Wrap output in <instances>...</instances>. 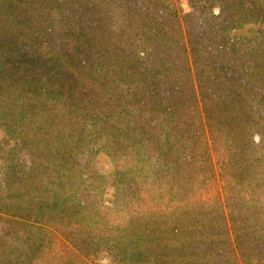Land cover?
<instances>
[{
    "label": "trees",
    "instance_id": "1",
    "mask_svg": "<svg viewBox=\"0 0 264 264\" xmlns=\"http://www.w3.org/2000/svg\"><path fill=\"white\" fill-rule=\"evenodd\" d=\"M188 1L0 0V264H264V0Z\"/></svg>",
    "mask_w": 264,
    "mask_h": 264
},
{
    "label": "rangeland",
    "instance_id": "2",
    "mask_svg": "<svg viewBox=\"0 0 264 264\" xmlns=\"http://www.w3.org/2000/svg\"><path fill=\"white\" fill-rule=\"evenodd\" d=\"M177 8L183 13L188 14L192 12L193 8L188 0H175ZM211 7V6H209ZM211 9H214L216 13H218L217 5L213 6ZM252 31L250 29H246L243 31H237L233 32L232 39L237 41L242 35L250 36L251 34L248 32ZM95 162L97 165L95 166V169L102 175H107L109 172H111V165L107 160H104L102 156H97ZM108 198H111V195H106ZM111 204V203H110ZM9 226H13L11 224L7 223L6 218L0 219V239L6 238L5 235L2 236V233L10 231L8 229ZM109 263V255L106 251L100 252V254L96 257L94 260V264H108Z\"/></svg>",
    "mask_w": 264,
    "mask_h": 264
}]
</instances>
